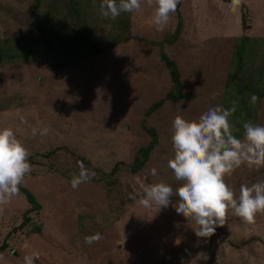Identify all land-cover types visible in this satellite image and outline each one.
Here are the masks:
<instances>
[{"label": "rangeland", "instance_id": "1", "mask_svg": "<svg viewBox=\"0 0 264 264\" xmlns=\"http://www.w3.org/2000/svg\"><path fill=\"white\" fill-rule=\"evenodd\" d=\"M36 1L0 0V49H36L38 55L15 60L0 55V129L14 130L32 165L19 194L0 206V264H24V256L32 254L39 257L36 264H181L182 259L183 264H264V215L250 225L231 215L211 238H197L173 207L182 182L167 166L174 157V118L197 120L209 107L223 105L237 35L264 39V0H241L236 11L231 0H181L163 31L153 23L155 5L146 0L139 12L119 16L129 24L124 31L101 17V0H86L94 6L93 32L106 45L101 53L43 44ZM71 16L65 9L53 14L65 30L78 31L79 20ZM243 17L250 28L244 29ZM179 21V37L170 40ZM254 49L257 63L264 62V42ZM163 50L181 72L179 101L166 98L174 84ZM257 112L256 124L264 125V97ZM44 128L50 129L47 135L40 134ZM150 128L158 143L132 172L139 148L153 138ZM78 162L95 177L73 190ZM259 181L264 168L246 165L226 178L237 194L241 184ZM161 182L174 189L167 208H145L131 198L144 196L142 186ZM97 232L103 239L86 245L85 236Z\"/></svg>", "mask_w": 264, "mask_h": 264}, {"label": "clouds", "instance_id": "2", "mask_svg": "<svg viewBox=\"0 0 264 264\" xmlns=\"http://www.w3.org/2000/svg\"><path fill=\"white\" fill-rule=\"evenodd\" d=\"M148 6L155 5L153 23L158 31L168 25L172 14L177 11L181 0H146ZM241 0H231V9L236 11ZM142 8V0H101L99 13L102 18L115 20L122 13L135 14ZM259 97L252 94L250 105L255 106ZM230 108L209 107L197 120H187L177 115L172 122L171 142L174 157L169 159L168 168L174 173L181 186L175 189L179 200L173 205L175 211L185 218L197 238H211L218 227L227 224L234 215L245 224H254L258 215H264V181L241 184L239 193L226 182L241 166L264 168V125L251 120L244 121L243 138L234 135L235 125L231 122L238 101L232 100ZM50 129L41 130L47 135ZM29 150L18 139L10 127L0 129V206L8 205L19 194V187L32 171ZM78 175L71 180L73 190L90 182L95 172L78 162ZM156 175V169H152ZM144 196L131 198L145 208L154 206L160 211L167 208L174 194L172 186L157 183L142 186ZM99 222V221H98ZM103 236L97 232L85 236L84 242L91 246L99 243ZM180 239L175 241L176 245ZM38 255H25L24 264H36ZM183 264V259L181 261Z\"/></svg>", "mask_w": 264, "mask_h": 264}, {"label": "trees", "instance_id": "3", "mask_svg": "<svg viewBox=\"0 0 264 264\" xmlns=\"http://www.w3.org/2000/svg\"><path fill=\"white\" fill-rule=\"evenodd\" d=\"M180 5L181 3L178 5V8H180ZM42 6L45 8L41 11ZM35 9L37 11L39 21H41L39 23V29L44 35L43 44H47L49 46H52L53 43H56V45H71L75 51L81 47V49H92L93 53H101V50L106 47L104 41L102 39L97 40L95 32H93L92 27L96 23L95 18H92L94 6L91 4L86 5V0H37ZM63 9L69 13V17L72 15L79 20L78 31L73 29L65 30L64 28L66 25L64 22H62L59 18L57 19L53 17V14L62 15ZM113 25L120 31H124L129 28L128 22L124 23L120 17L113 21ZM243 26L244 29L250 28V25L247 24L244 17ZM181 27L182 22L179 21L178 27L174 35H171L170 40L174 41L179 37ZM130 37L131 35L127 34L125 39L128 40ZM114 41H111V43H116L119 39L115 42ZM256 42H264V39L261 37H253L245 33L236 37L230 60V71L222 107L230 108L232 106V100L238 101L237 110L230 118L231 122L235 125V128L239 129V133L237 135H243L244 130L242 123L244 121L251 120L256 123L258 105L264 97V62L257 63L256 61L257 52L254 49ZM34 50L36 49L3 48L0 49V55H4L6 60H15L18 58L28 59L29 54L32 55V57H38L36 53L33 54ZM43 50L49 52L50 54L56 51V49ZM39 53L41 54V52ZM73 54L74 53H70L69 55L72 56ZM161 57L168 67L174 84V89L167 93L166 98L171 99L172 101H179L183 95V83L178 64L175 60L171 59L164 50L161 52ZM70 58L72 60H76L78 59V54L75 59L74 57ZM252 94L259 97L255 106H252L249 103ZM163 101L164 99L154 103L150 109L147 110V114L151 113L155 108L160 106ZM149 131L151 132L153 138L149 144L139 148L134 162L132 163V172H136L143 167L145 162L149 159L150 153L158 143V134L155 128H150ZM234 135L236 134L234 133ZM21 191L26 194L27 199L32 202L34 208L40 207V203L35 199L34 195L29 190L21 187ZM25 220L28 221L30 218L26 217Z\"/></svg>", "mask_w": 264, "mask_h": 264}, {"label": "crops", "instance_id": "4", "mask_svg": "<svg viewBox=\"0 0 264 264\" xmlns=\"http://www.w3.org/2000/svg\"><path fill=\"white\" fill-rule=\"evenodd\" d=\"M243 32V31H242ZM225 34L227 35V34H229L227 31H225ZM238 34V33H237ZM242 34H244V33H242ZM237 36H239V35H237Z\"/></svg>", "mask_w": 264, "mask_h": 264}]
</instances>
